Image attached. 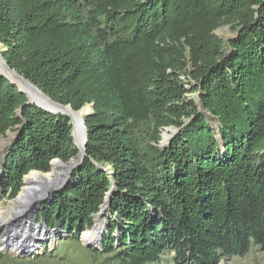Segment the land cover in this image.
I'll use <instances>...</instances> for the list:
<instances>
[{"label":"trees","instance_id":"16d2710c","mask_svg":"<svg viewBox=\"0 0 264 264\" xmlns=\"http://www.w3.org/2000/svg\"><path fill=\"white\" fill-rule=\"evenodd\" d=\"M222 24L237 30L226 42L214 34ZM0 45L52 100L93 104L85 157L38 214L47 226L91 228L113 185L91 249L111 264H218L264 250V0H0ZM165 126L178 130L159 144ZM8 130L0 188L10 198L24 175L78 152L66 115L27 103L0 75Z\"/></svg>","mask_w":264,"mask_h":264},{"label":"rangeland","instance_id":"374dc122","mask_svg":"<svg viewBox=\"0 0 264 264\" xmlns=\"http://www.w3.org/2000/svg\"><path fill=\"white\" fill-rule=\"evenodd\" d=\"M236 32L237 30L233 29V27L230 24H222L214 30V34L222 38L225 42L227 41V39L232 37ZM177 46L178 47H176L175 49V54H177V57L180 56V62H178L179 66L182 61V69L179 70L180 74L178 77L183 81V84L186 87V89H189L191 87V84L193 85L195 83L194 80L190 78L191 77L190 73L192 71L191 63L189 62L187 49L181 45H177ZM0 49H2L1 45H0ZM185 71L187 73H185ZM185 95L187 100H194L196 102L199 112L204 111L201 108L200 103L198 101L199 98L197 92L193 91L186 93ZM67 105L70 106L69 104ZM86 106H89L88 114L92 113L93 104L85 103L81 108ZM88 114H85L83 118H85V116ZM206 116L210 124L213 127H216L217 121L212 119L207 114ZM144 126L146 128L148 127L149 129L152 127V124L148 122ZM177 130L178 129L174 126L162 127L160 132L159 144H163L168 141V139H166L164 136L165 134H167L169 138H171L172 136L175 135ZM8 132L11 131L8 130ZM0 137L5 138L6 136L0 135ZM2 143L3 141L0 142V163L2 162L6 150L8 149L7 143L6 144H2ZM51 171H52V167L48 172L45 173H49ZM23 185H24V179H22V186ZM47 193L48 192L46 191L45 194L43 195L45 196ZM43 195L38 198L37 201L38 203L44 197ZM13 198L14 197L10 198L8 196H4L2 189L0 188L1 206L4 207L7 204V202L9 200H12ZM51 198L52 195L50 198L46 199L45 201H42L39 204H35L32 213L29 215L30 232H33L32 228H35L37 230L36 232H33L36 234V247L23 248L22 250H18L17 253H9L7 251L0 250V264H111L107 260V255H103L100 252V250H98L97 252L91 250L92 248L97 247L96 244H94L96 246H91V247L85 246L86 243L81 240V235L85 230L76 236L73 233H66V230L63 229L59 224L56 225L55 227H50L46 225L45 221H43L38 214L47 205V203L50 202ZM43 229L47 233L46 238L44 237V235H41V231ZM157 264H172L170 256L168 255L163 256L161 261ZM218 264H264V250H261L259 246L252 244L248 252L245 253L244 255L224 257L219 261Z\"/></svg>","mask_w":264,"mask_h":264},{"label":"bare ground","instance_id":"6f19581e","mask_svg":"<svg viewBox=\"0 0 264 264\" xmlns=\"http://www.w3.org/2000/svg\"><path fill=\"white\" fill-rule=\"evenodd\" d=\"M0 70L9 80L15 82L20 89L26 92L31 101H36L37 104L50 110L65 112L69 115L73 124V142L81 154L83 140L81 120L83 116L89 112V106L83 107L77 112H73L68 108L53 106L18 75L9 71L3 61H0ZM164 136L166 139L169 138L167 134ZM4 139L5 138L0 137V142L3 141L2 144L7 143V140ZM78 161L79 158L75 157L70 160V162L54 160L51 165V172L42 173L32 171L24 176V185L21 187L18 195L12 200H9L4 207L0 205V250L9 253H17L18 250H22L23 248L36 247V234L33 232L37 230L31 227L33 232H30L29 215L32 213L35 204H38L37 201L40 196L45 194L46 191L49 192V189L57 184L63 183L69 179H66L69 170L71 166H75ZM47 195L48 193L46 196ZM106 204L107 200H105L103 204L102 211L105 209ZM102 226L103 216L101 214L95 216L93 226L83 232L81 240L86 244L96 246L101 236ZM41 235H44L45 238L47 237V233L44 229L41 231Z\"/></svg>","mask_w":264,"mask_h":264},{"label":"water","instance_id":"95a60500","mask_svg":"<svg viewBox=\"0 0 264 264\" xmlns=\"http://www.w3.org/2000/svg\"><path fill=\"white\" fill-rule=\"evenodd\" d=\"M2 51H3V49H0V61H3V63L5 64V66H6V68L9 70V71H11V72H13L14 74H16V75H18L21 79H23L26 83H28L37 93H39L42 97H44L49 103H51V105H53V106H56V107H60V108H68V109H70L71 111H73V112H77V111H79V110H81V109H79V110H73L70 106H68V105H63V104H61V103H59V102H56V101H54V100H52L49 96H47L46 94H44L37 86H35L34 84H32L29 80H27V79H25L22 75H20L18 72H16L14 69H12V68H10L9 66H8V64H7V62L3 59V56H2ZM0 75H2V76H4L6 79H8L9 80V78L4 74V73H2L1 72V70H0ZM12 84H14V85H16V83L15 82H13V81H11V80H9ZM16 87L18 88V90L21 92V93H24L25 94V96H26V98H27V103H34L35 105H37L38 107H40V108H42V109H44V110H46V111H48V112H51V113H54V114H57V113H61V114H63V115H66L69 119H70V124L73 126V124H72V120H71V118L69 117V115L68 114H66L65 112H59V111H55V110H50V109H48V108H46V107H44V106H42V105H39V104H37V103H35V102H33V101H31L29 98H28V95L26 94V92H24L22 89H20L17 85H16ZM89 113V112H88ZM87 113V114H88ZM85 120H84V118H82V120H81V124H82V127H83V140H82V152H81V154L79 153V151L73 156V157H71L68 161H66V162H70V160H72L74 157L75 158H79V161L76 163V165L75 166H71V168H70V170H69V173H68V175H67V177H66V179L67 178H70V176H71V174H72V172H73V170L82 162V160L84 159V157H85V144H86V140H87V133H86V126H85ZM73 130V129H72ZM16 135H17V133L16 132H8V131H6V133H5V139L7 140V146L9 147L10 145H11V143L13 142V140H14V138L16 137ZM71 135H72V132H71ZM72 137H73V135H72ZM169 140V139H168ZM54 160H60V159H58V158H55V159H53L51 162H50V165H52V162L54 161ZM32 171H37V170H32ZM32 171H30V172H32ZM29 172V173H30ZM37 172H41V171H37ZM43 173V172H42ZM23 179H24V177H23ZM65 182L66 181H64L62 184H57L56 186H54L53 188H51L50 189V191L48 192V195L46 196H44L41 200H40V202H42V201H45L46 199H48V198H50L51 197V195H52V193L53 192H55V191H58V190H60L61 188H62V186L65 184ZM112 189H113V185H111V187H110V189H109V191L106 193V197H105V200H107V204H108V200H109V198H110V195H111V191H112ZM105 200H104V202H105ZM39 202V203H40ZM38 203V204H39ZM104 204V203H103ZM103 204H102V206H101V210L97 213V214H95L94 215V217L95 216H97V215H100L101 214V212H102V207H103ZM103 227H104V222H103ZM103 229V228H102ZM100 241H101V239H100ZM99 241V242H100ZM85 246L86 247H91L92 245H90V244H85Z\"/></svg>","mask_w":264,"mask_h":264}]
</instances>
